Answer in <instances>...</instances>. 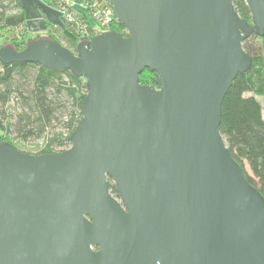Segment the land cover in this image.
Masks as SVG:
<instances>
[{"label": "water", "instance_id": "1", "mask_svg": "<svg viewBox=\"0 0 264 264\" xmlns=\"http://www.w3.org/2000/svg\"><path fill=\"white\" fill-rule=\"evenodd\" d=\"M105 1L126 36L74 53L48 37L0 47L2 65L70 71L87 88L67 149L0 142V264H264V199L219 131L251 69L242 42L264 38V0H244L251 23L233 0Z\"/></svg>", "mask_w": 264, "mask_h": 264}, {"label": "trees", "instance_id": "2", "mask_svg": "<svg viewBox=\"0 0 264 264\" xmlns=\"http://www.w3.org/2000/svg\"><path fill=\"white\" fill-rule=\"evenodd\" d=\"M233 6L240 18L251 23L244 0H233ZM49 7L55 9L54 4ZM11 29H22L27 36L24 8L20 0H0V36ZM108 29L126 36L124 27L117 21H112ZM50 31L59 34L67 45L65 47L73 53L82 41L68 24L61 31L54 28ZM19 35L3 46L21 50L29 41L38 38L25 39ZM47 37L59 42L54 35ZM83 40L89 42V39ZM263 44L264 38L255 34L242 42L243 50L252 59L251 69L248 74L237 75L224 96L219 131L246 179L264 199ZM153 75L154 72L144 69L138 77L139 83L151 84ZM86 92L85 79L70 71H54L35 64H0V132L4 138L0 142L14 146L11 140L24 143L46 137L45 145L38 151H24L14 146L29 155L59 153L67 149L81 118L79 101ZM245 166L251 175L247 174ZM110 192L119 198L113 184Z\"/></svg>", "mask_w": 264, "mask_h": 264}, {"label": "built area", "instance_id": "3", "mask_svg": "<svg viewBox=\"0 0 264 264\" xmlns=\"http://www.w3.org/2000/svg\"><path fill=\"white\" fill-rule=\"evenodd\" d=\"M52 2L55 4L54 10L59 17L83 39H89L91 35L109 30L108 27L112 21H116L112 7L105 0L84 2L81 0H52Z\"/></svg>", "mask_w": 264, "mask_h": 264}, {"label": "rangeland", "instance_id": "4", "mask_svg": "<svg viewBox=\"0 0 264 264\" xmlns=\"http://www.w3.org/2000/svg\"><path fill=\"white\" fill-rule=\"evenodd\" d=\"M39 1H41L42 4H44V5L48 6V7H49L50 4H54L52 2V0H39ZM23 2H25V4L22 3L23 6H24L25 13H26L27 16H29L30 11H31V4H30V2L28 0H23ZM81 2H84V0H81ZM37 8H35L36 11H37ZM44 11H45V15H47L48 18H51L50 17L51 16L50 13H52V12H50V10H45V9H44ZM87 15H88V12H87ZM58 16L59 15H57V18L60 19V21L63 24V27H64V25H67V23L61 17H58ZM19 34H22V36H20ZM49 34L50 35H48V36L54 35L56 37V39L60 42V44L65 47L66 43L64 42V40L61 39V37H60L59 34H56L55 32L50 31V28H49ZM15 35L16 36L19 35L20 37H24L25 39L27 37H31V38L32 37L33 38L36 37V35L35 36H31L29 33L26 36L25 35V31L22 30V29H11V30H7V31H3L2 32V34L0 36V46L6 45L8 43V41H10L12 39V37H15ZM95 35H97V34H95ZM95 35H91L90 38H89V41ZM38 37H47V36H41V35H39ZM77 37L82 40L80 42H84L83 38L79 37L78 35H77ZM261 52H262V56L264 58V44L262 45V51ZM262 114H263V117H264V109H263ZM2 138H3V135L0 132V140H3L4 139V138L3 139ZM11 141L13 142L14 146H16L17 148L22 149L24 151H38V150H40L45 145L46 137H43V138H41L39 140H36V141H27V142H24V143L19 142V141H14V140H11ZM60 150L61 149H56V151H60ZM63 150H65V149H63ZM245 171L247 172L248 175H251L250 174V171H249V169H248L247 166H245Z\"/></svg>", "mask_w": 264, "mask_h": 264}, {"label": "crops", "instance_id": "5", "mask_svg": "<svg viewBox=\"0 0 264 264\" xmlns=\"http://www.w3.org/2000/svg\"><path fill=\"white\" fill-rule=\"evenodd\" d=\"M28 1L31 4V11L29 16L26 15L25 10L24 13H25L26 29L31 36H35V35L48 36L50 35L49 28H54L57 29L58 31H61L63 29V24L60 21V19L57 18L58 13L54 9L42 4L39 0H28ZM20 2L21 4L22 3L25 4L23 0H20ZM35 8H37V11ZM44 9L50 10V12H52L50 13L51 18H48L47 15H45Z\"/></svg>", "mask_w": 264, "mask_h": 264}]
</instances>
